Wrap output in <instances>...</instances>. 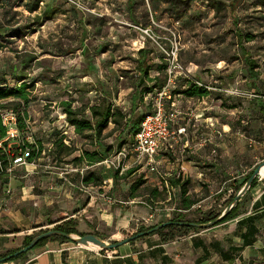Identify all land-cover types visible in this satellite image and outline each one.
<instances>
[{
  "label": "crops",
  "instance_id": "obj_1",
  "mask_svg": "<svg viewBox=\"0 0 264 264\" xmlns=\"http://www.w3.org/2000/svg\"><path fill=\"white\" fill-rule=\"evenodd\" d=\"M146 5L143 2L141 8L156 10L160 7L158 0H150ZM135 6H138L135 0L108 1L109 11L115 15H131ZM23 8L33 14L42 10L38 20L26 21H29L26 27L35 22L44 27L50 23L57 24V17L62 14L67 16L66 20L72 26L80 22L77 7L68 9L63 0H0V34L10 30L1 27L4 14ZM12 29V37L23 33L22 27ZM110 42L113 43L102 46L95 43L93 51L90 49L92 56L89 58V73L96 75L105 72L119 77L122 71H114L118 61L131 60L137 66L139 51L142 49L152 50L149 54L151 63L161 61L159 54L147 44L132 51L129 49L127 53L130 55H127V47L123 42ZM88 51L85 45L82 52ZM93 53L98 55L94 56ZM111 53L114 55L102 59V56ZM238 61L236 59L233 63ZM72 62L70 60L65 66L70 68ZM257 66L255 72L250 70V63L244 66L249 72L247 80L254 87L262 80L260 71L264 68ZM235 72L238 74L239 70ZM15 73L16 69L11 74L12 78L17 75ZM63 73L60 72V75L63 76ZM158 75L157 71H151L152 78ZM193 78H197V81L200 79L198 76ZM225 78L217 74V77H210L215 83L199 81L207 90L204 95L186 94L190 86L185 83H176L173 87L182 114L171 125V129L177 134L179 129L185 128L186 133L170 140L171 147H164L159 152L157 160L161 174L154 173L155 178L151 182L157 181L153 184L160 191L166 190L169 193L168 201L172 193L178 192L176 210L188 219L197 215L204 217L209 213L223 214L222 210L230 206L228 201L233 196L232 186H237L236 180H242V177L246 179L251 171L264 162V154L256 152L258 148L254 145L261 135V128L264 131V96L247 102L235 95L228 97L221 93L224 90L223 81L226 83L228 80ZM235 85L231 83V90H235ZM66 126L75 131L67 121ZM242 126H248V132L242 133ZM256 130L259 134L255 133ZM27 140L30 143L35 141L34 137H28ZM244 145L254 149L240 152L245 149ZM46 151L45 148L43 154ZM42 160L43 157L29 161L26 165H16L11 174L2 171L9 176L8 182L3 184L0 181V214L7 217L0 227V249L9 243H21L18 249L23 246L26 237L54 230L56 226L68 221H73L78 231V234H71L73 237L96 235L113 242L126 238L141 227L158 225L172 219V207L158 213L159 210L154 206L138 203L137 198H111V185L106 188L93 183L84 184L82 178L85 175L75 176L71 170H62ZM176 179H181L183 183L189 182V191L183 197L180 186L171 184ZM224 180L225 184L217 190L218 183ZM83 185L86 187L83 188ZM194 195L198 198L197 202L189 209H180L182 202L189 204L195 199ZM224 202L226 204L223 206ZM1 264H264V179H256L255 186L239 200L238 215L234 219L201 232H190L171 241H163L155 234L105 252L78 245L70 239H53L45 241L21 259Z\"/></svg>",
  "mask_w": 264,
  "mask_h": 264
},
{
  "label": "rangeland",
  "instance_id": "obj_2",
  "mask_svg": "<svg viewBox=\"0 0 264 264\" xmlns=\"http://www.w3.org/2000/svg\"><path fill=\"white\" fill-rule=\"evenodd\" d=\"M63 1L68 9L73 6L77 7L82 21L72 26L66 20L67 16L62 14L57 17L59 21L57 24L50 23L44 27L43 24L36 25L35 22L26 27L28 19L31 22L36 21L42 13L41 10L33 14L26 11V8L6 13L2 18V29L10 30L2 31L0 34V78L12 80L11 74L16 69V77L23 74L27 77L25 80L34 85L30 90L33 100L29 107V124L34 139L42 140L47 149L46 154L41 156L44 159L42 162L57 165L62 170H71L75 176L86 175L88 172L104 176V181L98 185L106 188L111 185L109 195L117 200L129 199L132 183L144 175L149 189L141 188L138 191L140 195L137 198L138 203L143 206L152 205L159 210L158 213L166 212V209L172 207L170 211L172 217L181 214L176 210L175 205L179 199L178 192H174L176 196L172 193L170 201H168L170 195L166 190L161 197H154L152 189L156 186L153 183L157 181H151L155 176L147 165L134 163L128 149H126L128 156L124 162L126 170L139 169L128 179L119 180L117 183L112 177L117 171L114 167L98 163L75 165L74 157L83 151H97L105 158L116 157L120 149L127 147L133 138L129 133V125L126 126L125 123L117 128L110 124L99 139L93 137L92 131H87L80 136L66 126L67 119L61 103L67 100L74 101V107L85 108L88 116L90 106L103 102L111 103L130 114L131 119H136L149 109L148 99L143 100L141 97L143 96V83L139 80L140 74L133 61H118L114 71H122L119 77L108 75L105 72L96 75L89 73L88 67L91 65L89 58L92 56L90 49L93 51L95 43L102 46L106 43H113L110 41L114 40L124 43L128 48V50L125 49L127 55H130L127 51L139 49L146 44L155 52H160L155 40L166 47L171 43H179L181 65L190 71L192 77L198 76L200 82L209 84L213 81L210 79L211 76L223 75L224 78H228L226 83L224 81L222 83L224 87L221 85L224 89L221 93L224 95L238 96L243 102L252 99L246 95L255 93L264 96V68L260 71L262 80L255 87L248 82V68H244L250 61L264 67V0H236V2L234 0H158L160 7L156 10L148 7L147 10L141 8L143 2L148 6L150 0H135L138 6L133 8L134 13L131 15L119 13L121 16L109 11V0ZM232 3L236 4L235 7L231 5ZM122 15L125 17L122 18ZM33 25L36 26L33 27ZM16 26L22 27L23 33L12 37V28ZM146 30L148 34L144 32ZM241 33L250 35L252 40L248 41L245 38L240 42ZM84 44L89 49L86 53L82 52ZM111 55L114 54L102 56V59H107ZM29 57H34L33 61L28 63L27 68L23 67L22 61ZM236 59L239 61L233 63ZM70 60L73 64L67 68L65 65L70 63ZM90 70L92 71V68ZM235 70H239L238 74L233 73ZM62 71L65 72L63 76L60 75ZM231 83L236 84L235 90H231ZM131 87L133 89L129 90ZM243 102L240 101V104L243 105ZM258 120L255 119V121ZM240 129L242 133H245L242 129L247 130L245 127ZM260 132L261 135L254 145L258 148L256 152L264 154L262 128ZM255 133L259 134L258 130ZM60 136H64L66 143L72 145L76 151L71 156L56 161L52 156L55 146L51 145L54 144V139ZM20 141L26 140L20 136L18 140L10 141L6 147V151L10 152L14 161L19 158V155L14 156V153ZM122 143L124 144L121 147ZM246 147L244 145L245 149H241L240 152L254 149ZM244 178L236 180L237 186H232L233 195L236 196L243 188L238 190ZM224 184L225 180L218 183L217 190ZM197 199L195 196V200ZM225 204L224 202L223 206ZM226 208L228 207L223 210L219 208V210L224 212ZM201 217L197 215L192 220L197 222ZM6 218L0 214V227L4 225ZM20 244H7L0 249V255L17 249ZM96 250L99 251V249Z\"/></svg>",
  "mask_w": 264,
  "mask_h": 264
},
{
  "label": "trees",
  "instance_id": "obj_3",
  "mask_svg": "<svg viewBox=\"0 0 264 264\" xmlns=\"http://www.w3.org/2000/svg\"><path fill=\"white\" fill-rule=\"evenodd\" d=\"M236 2V0H234ZM232 6L235 7V3L231 4ZM79 20L82 21V17L79 16ZM240 42H242L245 38L250 41L252 40V37H250V35H246V34H240ZM152 52V50H145L142 49L139 51V59L137 60V69L140 72V77L139 80H141V83H143V88L142 92H143V96L142 99L146 100L148 104V110L145 111L142 115H140L139 117H137L136 119H131V115L125 113L122 109L115 107L113 104L111 103H99V104H95L89 107V116L86 115V111L85 108L83 107H78L75 108L73 105L74 101L71 100H67V101H63L61 103L62 109H63V113L66 115V119L67 122L69 123L70 126H72L75 129V132L80 135L83 136L85 134V132L87 131H92L94 133L95 138H101L103 133L109 128L110 124H113L115 126V128L120 127L121 125H124V123L127 125H129V133L131 134L133 140L127 145V147H124L122 149H120V151L122 150H130L135 142V137L138 134L139 130H140V126L141 123L143 122L144 118L150 114L153 110L152 108V97L159 91L161 90L167 83V63L165 61V57L164 55L157 51L159 54V58L161 59V61L159 63H151V59L149 58V54ZM34 57H29L28 59L22 61L23 67H28V63L33 61ZM257 63H253L250 62V70L252 72H255V69L257 68ZM157 71L159 73V75L155 78L151 77V71ZM22 79L20 82L19 80ZM25 79H27L26 76H14L12 78V80H8L6 78H0V101H4L7 102L6 104H0V108H4V109H10L13 110L16 114H17V127L20 131V136L23 138V140L25 139L26 141H20V144L18 145V147H16V151L14 153V156L19 155L18 157H20L23 152L25 151V149H30L31 150V157L28 159L30 162L33 160H36L37 158H41L45 147L42 144V140L40 141L39 139H35L34 143H30L27 138L28 137H34L33 135V131L30 127L29 124V120H30V115H29V107L30 104L32 102V95H31V88H33L34 85H32L31 83H28ZM197 80V79H196ZM17 81V83H16ZM199 81V80H198ZM177 84L178 83H185L188 84L190 86V88L185 91L186 94L188 95H204L207 93V90L205 89V86H199L197 85L194 81L180 76L177 78ZM175 90L173 89V92ZM255 94V93H253ZM256 95V94H255ZM257 97L252 98L251 100H255L257 98H259V95H256ZM149 97V98H147ZM138 100V99H137ZM262 112L264 114V104L262 105ZM242 121H239V123H241ZM245 127L247 130L242 129L245 132H248L249 127L247 128L246 126H242ZM240 127V128H242ZM6 134H7V129L3 126L2 123V119L0 117V141L4 140L6 138ZM58 135V133H57ZM65 137L64 136H60L57 139H55L54 141V146L55 149L52 152V156H54V160L56 161H60L63 160L64 157L67 156H71L76 149H74L72 147V145H67L64 142ZM124 143H122L120 146L122 147ZM4 146L7 147L8 143H4ZM119 151V152H120ZM51 152V151H50ZM13 158V156L10 154V152L8 151H4L2 150V148H0V162H2L3 164V168L7 165L8 160ZM104 159H106L104 156L100 155L97 151L95 152H89V151H83L81 152L79 155H77L76 157H74L73 159V163L75 165H82L87 164V165H94L95 163H99L102 162ZM2 168V169H3ZM139 169V168H138ZM138 169H129L126 170L124 173H121L120 170H117L113 175V179L114 181L117 183L119 180H126L129 177H131L135 172H137ZM3 170H1L0 168V181H2V183H6L8 182V174L2 172ZM254 173V170L251 171V173H249L246 177V179L244 180V182L242 183V185L238 188V190H240L245 184L246 182L249 180V178L252 176V174ZM105 179L104 176H100L97 175V173L95 172H88L83 178L82 181L85 184H99L101 182H103ZM147 179L145 178L144 175L140 176L138 179H136L131 187H130V198H138L140 197V195L138 194V191L141 188H147L149 189V187H147ZM171 184L174 186H180V191H181V196L183 197L188 191H189V182H182L181 179H176L171 181ZM256 184V180L254 181L253 186H255ZM251 187V188H252ZM164 190L160 191L157 187L152 189V194L154 197H161L163 195ZM235 195H233L230 199H229V205H231L234 200H235ZM197 200H191V202L189 204H185V202H182V205L180 206V209H189L194 203H196ZM238 209H239V201L237 202V204L231 209V211L217 224H223L225 222H228L232 219H234L237 215H238ZM179 213H181L180 211H178ZM220 215H216L214 213H209L206 216L202 217L200 219V221H193L192 219H188L186 215L184 214H178V215H174V217H172V219L170 221L173 222H191V223H208L210 221H213L215 219H217ZM159 225V224H158ZM216 225V226H217ZM157 225L154 226H150V227H141L139 228V230L133 234L127 235V237L135 235L137 233L140 232H144V231H148L150 229L155 228ZM55 231H60L66 234H78V231L75 228V223L73 221H68L65 222L61 225H58L54 228ZM203 231V229L201 228H197V227H193V226H179V225H171V226H167L164 229H161L159 231H156L148 236H152L155 234H158L163 241H171V240H175L178 237L184 236L189 234L190 232H201ZM47 232V231H41L40 233H38V235ZM36 236H30V237H26L24 244L22 247L15 249L13 251H9L3 255H0V259L1 258H5L11 254L16 253L17 251H19L20 249H22L23 247L28 246L32 240L37 237ZM145 236V237H148ZM142 237V238H145ZM140 238V239H142ZM53 239H59V240H68V238L63 237V236H59V235H54V236H50L47 238L42 239L32 250H35L36 248L40 247L45 241L47 240H53ZM140 239H137L135 241H132L131 243H134ZM30 250V251H32ZM115 250V249H114ZM30 251L15 256L11 259L6 260V262H12L18 259H21L23 257H25ZM105 251H112V250H103V252Z\"/></svg>",
  "mask_w": 264,
  "mask_h": 264
},
{
  "label": "built area",
  "instance_id": "obj_4",
  "mask_svg": "<svg viewBox=\"0 0 264 264\" xmlns=\"http://www.w3.org/2000/svg\"><path fill=\"white\" fill-rule=\"evenodd\" d=\"M144 32L148 34L147 30ZM155 42L157 43L160 52L164 55L167 63V83L152 97L153 110L141 123L140 130L135 137V142L129 150V155H131L134 163L147 165L152 174H161L159 162L157 160L159 152L164 147H171L170 140L176 139L178 135H184L186 133L185 128L179 129L177 134L171 129V125L176 123L182 114L178 102L173 94V87L176 85L177 78L183 76L194 81L199 86L203 85L194 79L191 76L190 71H187L181 65L179 59L181 46L179 43H171V45L166 47L156 40ZM246 96L248 98L257 97L254 94ZM0 104H4V101H0ZM0 117L2 119L3 126L7 129L6 138L0 141V148L6 152L4 143L18 140L20 138V131L17 127V114L13 110L0 108ZM127 156L128 154L126 153V150H122L117 153L116 157H108L100 162V164L114 167L116 170H120L121 173H124L126 171L124 162ZM30 157L31 150L25 149L17 161L10 158L4 168L2 162H0V168L1 170L11 174L14 172L16 165H26L29 162L28 159ZM263 179L264 175L260 173L257 180L263 181ZM85 187L86 186L83 185V188Z\"/></svg>",
  "mask_w": 264,
  "mask_h": 264
},
{
  "label": "water",
  "instance_id": "obj_5",
  "mask_svg": "<svg viewBox=\"0 0 264 264\" xmlns=\"http://www.w3.org/2000/svg\"><path fill=\"white\" fill-rule=\"evenodd\" d=\"M262 166H264V163L259 165L254 170V173L252 174V176L249 178V180L243 186L241 191L236 195L234 202L223 212V214H221L217 219L210 221L208 223H202L201 224V223L173 222V221L163 222V223L157 225L153 229L137 233L135 235L126 237L120 241H115V242H108V241L104 240L103 238L96 236V235H86V236H80V237H73L72 235H69V234H66V233H63L60 231L49 230V231L44 232V233L38 235L37 237H35L28 246L23 247L22 249H20L16 253L11 254L5 258H1L0 264L6 262V260H8V259H11L15 256L24 254V253L32 250L42 239L50 237V236H54V235L66 237L70 240H73L74 242H76L78 245H81V246H87L86 245L87 239H92V240H96L99 243V247H100L99 250H114V249H117V248H119L125 244H128V243L135 241L137 239H140L142 237L148 236V235H150L156 231H159V230L164 229L167 226H171V225L188 226V227L193 226V227L201 228L203 230L213 228L231 211V209L237 204V202L242 197H244L246 195V193L252 187L254 181L257 179L258 175L260 174V169Z\"/></svg>",
  "mask_w": 264,
  "mask_h": 264
},
{
  "label": "bare ground",
  "instance_id": "obj_6",
  "mask_svg": "<svg viewBox=\"0 0 264 264\" xmlns=\"http://www.w3.org/2000/svg\"><path fill=\"white\" fill-rule=\"evenodd\" d=\"M260 173L264 175V166L261 167ZM86 245L87 246H84V247H89L90 249H93V250L100 248L99 243L96 240H92V239H87Z\"/></svg>",
  "mask_w": 264,
  "mask_h": 264
}]
</instances>
